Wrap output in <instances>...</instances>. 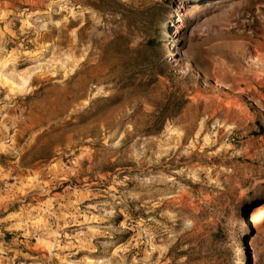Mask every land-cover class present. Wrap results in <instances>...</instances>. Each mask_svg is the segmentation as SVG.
<instances>
[{
	"label": "rangeland",
	"instance_id": "rangeland-1",
	"mask_svg": "<svg viewBox=\"0 0 264 264\" xmlns=\"http://www.w3.org/2000/svg\"><path fill=\"white\" fill-rule=\"evenodd\" d=\"M112 1L0 0L4 263L264 264V10Z\"/></svg>",
	"mask_w": 264,
	"mask_h": 264
},
{
	"label": "trees",
	"instance_id": "trees-1",
	"mask_svg": "<svg viewBox=\"0 0 264 264\" xmlns=\"http://www.w3.org/2000/svg\"><path fill=\"white\" fill-rule=\"evenodd\" d=\"M108 3H112V4H114V5H116L117 7H119V8H121V10H123V11H121V13L123 14V13H125L126 11H125V9H126V7L124 6V5H122L121 3H119V2H116V1H112V0H108ZM162 6H154V7H152V8H150L149 10H147L146 12L148 13V14H150L151 13V15L153 16V17H156V16H158L160 13H162ZM120 40H125L123 37L121 38H119ZM126 41V40H125ZM124 41V42H125ZM145 46L146 47H152V42H147L146 44H145ZM128 47V46H127ZM129 51H130V49H128ZM131 51H133V50H131ZM140 58H138V59H134V60H131V62L129 63L130 65H129V68H135V69H137V68H145V67H147V63H146V59H143V60H139ZM164 64H165V61H164ZM131 77H129L128 78V80H130V83L132 84V85H134V86H142V85H146L148 82H150V81H143V79H138V80H134V81H132V79H130ZM147 82V83H146ZM171 108L172 107H170L169 105H162V106H160L158 109H157V111L155 112V122L156 123H158L159 124V127H161L163 124H164V122L169 118V117H171L172 116V113H170L171 112ZM174 114V113H173ZM160 129V128H159ZM217 240V239H216ZM227 259L230 257V254L229 253H227ZM229 260V259H228ZM232 264V263H231Z\"/></svg>",
	"mask_w": 264,
	"mask_h": 264
},
{
	"label": "crops",
	"instance_id": "crops-1",
	"mask_svg": "<svg viewBox=\"0 0 264 264\" xmlns=\"http://www.w3.org/2000/svg\"><path fill=\"white\" fill-rule=\"evenodd\" d=\"M257 6H260L261 9L264 10V0H254ZM262 16L260 17L262 22H264V12H262ZM248 42L251 44L252 51L254 52L253 55L255 56V51L258 52L259 56L258 58L264 60V29L263 26H260L258 28H255L254 35L247 39ZM10 226H16V224H10ZM9 227V226H8ZM6 225L4 226V229L8 228ZM8 250L7 245H4L2 242H0V252H5ZM0 264L4 263V258L0 256Z\"/></svg>",
	"mask_w": 264,
	"mask_h": 264
},
{
	"label": "built area",
	"instance_id": "built-area-1",
	"mask_svg": "<svg viewBox=\"0 0 264 264\" xmlns=\"http://www.w3.org/2000/svg\"><path fill=\"white\" fill-rule=\"evenodd\" d=\"M253 21L254 18L252 15L244 14L231 23V29L251 37L253 36Z\"/></svg>",
	"mask_w": 264,
	"mask_h": 264
},
{
	"label": "bare ground",
	"instance_id": "bare-ground-1",
	"mask_svg": "<svg viewBox=\"0 0 264 264\" xmlns=\"http://www.w3.org/2000/svg\"><path fill=\"white\" fill-rule=\"evenodd\" d=\"M255 212H251L249 214V222L251 224H261L259 222H263L264 217V206H259L258 210H254Z\"/></svg>",
	"mask_w": 264,
	"mask_h": 264
}]
</instances>
